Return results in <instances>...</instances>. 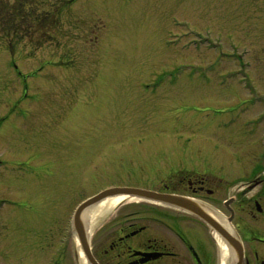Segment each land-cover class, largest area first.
I'll list each match as a JSON object with an SVG mask.
<instances>
[{
    "label": "rangeland",
    "instance_id": "rangeland-1",
    "mask_svg": "<svg viewBox=\"0 0 264 264\" xmlns=\"http://www.w3.org/2000/svg\"><path fill=\"white\" fill-rule=\"evenodd\" d=\"M22 1L0 0V9L8 4L13 12ZM235 3L39 0V10L48 8L53 14L51 36L38 28L25 34L24 29L19 38L13 35V42L5 32L12 21L0 14V158L5 159L0 182L7 183H0L1 263L11 255L14 232L15 259L21 255L25 260L32 248L28 237L25 243L26 231L41 236L46 227L41 240L56 254L72 210L105 187L158 188L168 181L158 179L176 170L179 176L183 171L228 177L241 173L238 166L249 149L244 151V144L255 143L244 139L247 131L238 133L243 129L234 120L240 107L252 118L260 104H244L249 95L228 83L222 91L204 87L208 101L200 85L181 91L191 85L181 82V90H169L173 81L215 76L218 67L210 66V59L222 49L233 55L230 42L235 40L237 46L255 47L264 91V68L259 69L264 67V32L234 25ZM29 21L27 26L34 27ZM231 62H225L226 68L235 66ZM190 118L215 123L202 127ZM219 162L229 164L228 169ZM29 181L37 187L30 188ZM102 203L86 213L93 211L107 222L139 211L138 223L150 225L155 213L170 212L166 206L134 200L104 212ZM71 244L76 248L74 238ZM102 246L103 241L95 245V252ZM34 251L33 246L32 255Z\"/></svg>",
    "mask_w": 264,
    "mask_h": 264
},
{
    "label": "flooded vegetation",
    "instance_id": "flooded-vegetation-1",
    "mask_svg": "<svg viewBox=\"0 0 264 264\" xmlns=\"http://www.w3.org/2000/svg\"><path fill=\"white\" fill-rule=\"evenodd\" d=\"M242 4H238L235 17L238 23L233 24L242 30L252 26L254 33L264 32V0ZM249 46V62L237 65L244 68L242 80L240 76L228 82L219 80L222 73L219 70L216 79L189 82L193 84L192 89L200 85L204 100L208 98L204 95V87H217L222 91L228 83L232 90L251 89L258 94L255 98L260 100L263 108L264 91L258 80L255 47ZM261 68L264 67L261 65ZM241 72L237 69V75ZM254 114L250 118L251 133L244 139L254 138L255 144L250 141L246 146L244 144L243 150L249 149L238 166L241 173L221 177L203 172L188 171L186 174L185 171L182 176L176 174L158 179L168 181L152 189L185 197L189 209L171 206L170 212H158L150 225L138 223L142 219L139 211L110 218L91 241L97 264H264V114ZM209 121L215 123V120H206L198 124L203 127ZM219 163L228 169L229 164ZM194 210L201 211L204 217ZM47 228L42 230L41 236L35 235L36 230L26 231L32 248L24 264H74V261L75 264H85L77 249L72 247L70 237L58 253H50L48 242L42 241ZM101 241L102 250L96 253L94 246L97 248ZM43 243H46L44 247Z\"/></svg>",
    "mask_w": 264,
    "mask_h": 264
},
{
    "label": "water",
    "instance_id": "water-1",
    "mask_svg": "<svg viewBox=\"0 0 264 264\" xmlns=\"http://www.w3.org/2000/svg\"><path fill=\"white\" fill-rule=\"evenodd\" d=\"M120 194H127L133 197H139V198H144V199H149V200H154V201H161L165 202L168 204L175 203L179 199L178 197L171 195V194H166V193H160L144 188H135V187H111L108 189H105L104 191L100 192L96 196L90 198L86 202H84L77 214H76V227L80 233L81 236V241L84 246V248L87 250L88 249V242H87V233H86V228L84 227V222L82 220V212L84 209L89 207L90 205L96 203L97 201H100L106 197L114 196V195H120ZM182 205H185L184 202H182Z\"/></svg>",
    "mask_w": 264,
    "mask_h": 264
},
{
    "label": "bare ground",
    "instance_id": "bare-ground-1",
    "mask_svg": "<svg viewBox=\"0 0 264 264\" xmlns=\"http://www.w3.org/2000/svg\"><path fill=\"white\" fill-rule=\"evenodd\" d=\"M129 199H133V197H131L129 195H125V194L116 195V196H113V197H108L107 199H105L103 201V203L101 204L100 207H101V209H105L104 210V212H105V211H108L109 209H111L112 207H115L116 205L122 203L123 201L129 200ZM58 209L59 208L57 207V210ZM93 210L97 211V210H99V208H95ZM86 217H87V221H89L87 223L88 228L90 229V232H92L94 227H95V225H96V220H97L98 217H100V215L99 214L96 215L95 213H93V211L92 212L90 211V213H86ZM54 226H55V224H54ZM80 256H81V258L84 259V263L88 264L87 263V258H86L87 256H86V254L83 251H81V255Z\"/></svg>",
    "mask_w": 264,
    "mask_h": 264
},
{
    "label": "trees",
    "instance_id": "trees-1",
    "mask_svg": "<svg viewBox=\"0 0 264 264\" xmlns=\"http://www.w3.org/2000/svg\"><path fill=\"white\" fill-rule=\"evenodd\" d=\"M7 13L9 14L10 12H8L7 11ZM28 14V17H26V18H29V17H31V16H33V14L31 15L30 13H27ZM26 14V15H27ZM34 18H35V16H33ZM26 18H24V19H26ZM8 19H10L11 20V18H10V16H9V18ZM39 19V18H38ZM6 20V19H5ZM13 25V22L10 24V26H12ZM13 27V26H12Z\"/></svg>",
    "mask_w": 264,
    "mask_h": 264
}]
</instances>
